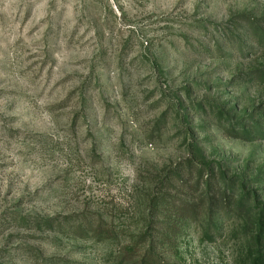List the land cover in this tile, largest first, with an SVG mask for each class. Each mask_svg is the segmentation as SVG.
I'll return each instance as SVG.
<instances>
[{
    "label": "rangeland",
    "instance_id": "374dc122",
    "mask_svg": "<svg viewBox=\"0 0 264 264\" xmlns=\"http://www.w3.org/2000/svg\"><path fill=\"white\" fill-rule=\"evenodd\" d=\"M245 15L264 0H0V264H132L154 178L186 159L264 195V138L218 120L264 131V40ZM218 226L185 224L158 254L264 264L242 220Z\"/></svg>",
    "mask_w": 264,
    "mask_h": 264
},
{
    "label": "trees",
    "instance_id": "16d2710c",
    "mask_svg": "<svg viewBox=\"0 0 264 264\" xmlns=\"http://www.w3.org/2000/svg\"><path fill=\"white\" fill-rule=\"evenodd\" d=\"M259 21L264 22V18L254 19L245 15L242 22L257 38L256 43L262 44L264 27L258 24ZM200 107L203 110L209 108L212 114L217 108L213 104ZM218 120L228 134L236 138L248 139L254 131L264 138L258 121H253L254 126L248 125L247 129L246 125L236 123L222 112ZM198 159H186L176 170L168 171L165 177L154 178L156 191L145 201L148 211V217L144 219L146 231L127 247L128 253L134 254L132 264H168L158 254L159 245L174 246L185 224L200 225L205 238L212 240L220 231V218L231 215L244 222L243 227L250 238L251 255L264 257V195L260 193L262 189H248L249 184H258L257 180L229 177L222 171L221 163ZM180 185L191 189L194 195L174 198L172 192Z\"/></svg>",
    "mask_w": 264,
    "mask_h": 264
}]
</instances>
